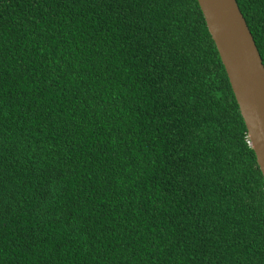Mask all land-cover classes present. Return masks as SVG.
<instances>
[{
  "label": "trees",
  "instance_id": "trees-1",
  "mask_svg": "<svg viewBox=\"0 0 264 264\" xmlns=\"http://www.w3.org/2000/svg\"><path fill=\"white\" fill-rule=\"evenodd\" d=\"M236 2L264 65V0ZM0 264H264L197 0H0Z\"/></svg>",
  "mask_w": 264,
  "mask_h": 264
},
{
  "label": "water",
  "instance_id": "water-1",
  "mask_svg": "<svg viewBox=\"0 0 264 264\" xmlns=\"http://www.w3.org/2000/svg\"><path fill=\"white\" fill-rule=\"evenodd\" d=\"M264 181V65L236 0H197Z\"/></svg>",
  "mask_w": 264,
  "mask_h": 264
}]
</instances>
